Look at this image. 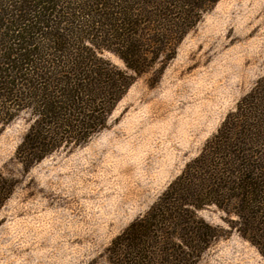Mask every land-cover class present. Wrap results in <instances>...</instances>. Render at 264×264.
<instances>
[{"label": "rangeland", "instance_id": "rangeland-1", "mask_svg": "<svg viewBox=\"0 0 264 264\" xmlns=\"http://www.w3.org/2000/svg\"><path fill=\"white\" fill-rule=\"evenodd\" d=\"M115 104L85 143L26 164L31 110L0 126V264H110L108 248L202 151L264 77V0H218ZM99 56L126 70L113 52ZM197 264H264L242 220L216 205ZM257 240H260L257 238Z\"/></svg>", "mask_w": 264, "mask_h": 264}, {"label": "trees", "instance_id": "trees-1", "mask_svg": "<svg viewBox=\"0 0 264 264\" xmlns=\"http://www.w3.org/2000/svg\"><path fill=\"white\" fill-rule=\"evenodd\" d=\"M217 1L0 0V126L21 111L33 115L20 161L79 146L103 129L135 76L162 56L171 59ZM104 50L127 69L99 56ZM211 205L237 215L244 235L263 246L264 77L151 208L113 240L110 264H197L218 237L198 215Z\"/></svg>", "mask_w": 264, "mask_h": 264}]
</instances>
